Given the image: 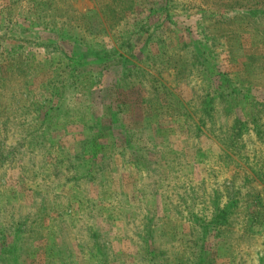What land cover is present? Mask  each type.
<instances>
[{"label": "rangeland", "instance_id": "374dc122", "mask_svg": "<svg viewBox=\"0 0 264 264\" xmlns=\"http://www.w3.org/2000/svg\"><path fill=\"white\" fill-rule=\"evenodd\" d=\"M263 66L264 0H0V264H264Z\"/></svg>", "mask_w": 264, "mask_h": 264}, {"label": "trees", "instance_id": "16d2710c", "mask_svg": "<svg viewBox=\"0 0 264 264\" xmlns=\"http://www.w3.org/2000/svg\"><path fill=\"white\" fill-rule=\"evenodd\" d=\"M248 12H249V14H246V16L244 18H248V15L252 16V15H254L256 13L252 8H248ZM226 21L230 22L231 20L227 19ZM85 28L87 30H89V27L85 26ZM197 43H198V46H194L195 44H191L192 49H190L191 51H189L187 53L189 55L186 54L187 56L195 57V58H191L194 63H192V62H183L180 57H179V59L175 60L174 59L175 54L171 53V55L168 56L167 62L164 63V66L165 67L166 66L167 67H171L172 64H173V67L175 66L174 68H176L175 69L176 72H177L176 75L177 74H181L182 75L183 72L184 73L186 72L187 76H189V75H191L193 73H199V72H201L202 74H205V72L208 71V68H204L202 64H205L206 60H205V62L203 61L201 63L199 61V59L201 60L205 54H208V52L205 50L204 45L203 44L201 45L200 41H198ZM90 51H91V49L90 50H86L83 53V55H85L86 57L87 56L88 57H92L93 61L96 62V63L104 62V64L107 63V62H110V61H114V59H113L114 55L113 54H116V51L113 50L112 48L110 50H106L105 52H103V50H102V51H100V53H98V54L94 53L93 55H91ZM119 57H120V61L119 62L123 66V71L124 72L121 73L120 78L115 80V84L113 86V89H114L113 92L115 93V92H117L119 90L124 91V89H122V88L129 84V81L128 82L126 81L127 78L130 79L131 77H135L136 79L139 80L140 83L148 82V88L152 89L151 95L154 97L155 102L159 101V96L158 95H160V93L158 92V90H161L163 92L164 91L167 92L166 87L161 85L157 79L150 78L151 76H150V73L148 71H145L144 69L137 68V66L132 64L131 61L127 57L120 56V55H119ZM70 64L74 65V66H79L80 64H82V62L73 60V61L70 62ZM130 66H131V69L136 70L135 74H133L134 71L130 69ZM181 70H184V71H182V73H181ZM210 73H211V75H214V72L211 71ZM158 75H160V73ZM182 76H185V75H182ZM187 76L186 77H182V80H186L185 78H187ZM206 76H208V75H206ZM214 76H217V74H215ZM221 77H226V75H222ZM74 78L75 79H73V78L72 79L74 81H76V82L80 80L79 76L78 77H74ZM207 81L209 82V86H210V84L212 83L211 76H210L209 79H207ZM224 83H225V79H223L222 80V84H220L218 86V88L220 90H221V87L223 86ZM237 84H238V82H237ZM54 93L57 94L56 91ZM212 100L213 99H211L210 101H207V100L205 101L204 100L202 102V106L204 107L205 111L210 112V111L213 110L212 107L211 108L209 107ZM115 102L118 103L117 108H119L120 106L124 105L123 102H121V101L115 100ZM173 104L177 105L178 103H177V101H175V102H173Z\"/></svg>", "mask_w": 264, "mask_h": 264}]
</instances>
